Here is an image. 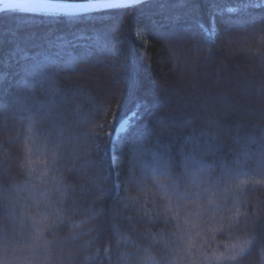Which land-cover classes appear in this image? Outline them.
<instances>
[{
	"label": "trees",
	"instance_id": "16d2710c",
	"mask_svg": "<svg viewBox=\"0 0 264 264\" xmlns=\"http://www.w3.org/2000/svg\"><path fill=\"white\" fill-rule=\"evenodd\" d=\"M250 2L257 6L243 7ZM159 3L166 7L132 5L77 18L0 13V264H19L23 257L33 264H68L69 255L71 264H190L175 221L164 215L166 201L156 179L165 185L168 181L158 175L153 156L157 141L177 154L175 176L180 174L181 151L213 163L211 175L221 183L204 192L198 203L186 202L207 218L213 216L209 197L223 206L225 195L228 205L219 214L234 215L232 193L226 194L223 184L235 190L241 180L249 181L243 192H236L239 225L225 219L223 232H204L195 239L211 255L217 246L222 250L235 237L253 233L257 239L236 264H264V229L252 224L264 223V184H255L261 177L251 172L236 175L254 167L255 161L238 151L233 139L246 145L264 126V0H184L177 7V0ZM200 23L210 34L201 33ZM154 26L176 39L158 38ZM65 94L70 103L61 102ZM41 105L49 118L38 114ZM57 113L64 135L59 146L52 143L56 130L51 116ZM126 119L132 124L115 136ZM144 132L147 142L138 135ZM87 133L95 140L87 150L93 167L86 176L72 165L73 149ZM187 137L201 143L211 140L221 151L215 156L192 152V143L185 145ZM133 138L143 145L142 151L133 147ZM53 148L61 153L55 166L63 169L62 177L74 191L62 205L63 223L36 241L33 222L21 223L16 214L35 218L43 229L55 217L41 214L55 209L44 202L32 205L23 191L20 199L29 207L16 206L6 217L5 198L11 200L13 186L33 182L29 167L39 175L52 165ZM101 159L104 163L96 167ZM109 167L112 175L102 191L89 187V180L106 174ZM229 172L232 178L225 180ZM186 182L181 180V190ZM82 186L83 196L77 195ZM93 213L96 218L89 220ZM122 237L128 243L118 245ZM45 241L52 242L47 249ZM34 248L43 254H34ZM192 258L197 259L195 249Z\"/></svg>",
	"mask_w": 264,
	"mask_h": 264
},
{
	"label": "snow or ice",
	"instance_id": "6c2138e0",
	"mask_svg": "<svg viewBox=\"0 0 264 264\" xmlns=\"http://www.w3.org/2000/svg\"><path fill=\"white\" fill-rule=\"evenodd\" d=\"M184 0H177V3L174 4V7L183 6ZM130 5H143L145 7H166L165 4L159 3V0H84V2H67V0H10V2L5 3L3 8L0 11L11 10L13 12L19 13H32L38 16L43 17H68V18H77L81 16L90 15L94 12H108L109 10L117 9H126ZM255 3H248L243 5V7H256ZM212 7H216L215 3L212 4ZM228 11H233V9H228ZM99 19L103 20L104 17L100 16ZM264 20V17L261 18ZM236 25H232L235 27ZM198 27L201 33L206 35L210 34V30L205 27L203 23L198 24ZM155 35L158 38L165 39H176L172 34H166L160 31L158 26H154ZM192 39H197L193 36ZM197 51L199 47L197 46ZM62 103H70L71 100L65 94L61 98ZM38 114L42 118H49L50 113L41 105L40 109L37 110ZM59 114L52 115L51 119L53 120V129L55 131V138L52 139V143L60 145L64 141L63 130L59 128V124L56 123ZM34 124L32 120H29V131L32 130ZM138 135H143L145 141L148 140V133H140ZM77 139H79L77 137ZM185 139V145L192 143V152L195 153H204L212 154L215 156L217 152H220L221 149L215 145L211 140L201 143L200 141L195 140L192 137H187ZM234 141L237 144L238 151L243 150L244 155L253 159L255 161V166H247L248 171L245 172L241 170L236 175L247 176L250 172L256 176L261 177V179L255 180V184H264V126L260 127L258 130L257 136H249L246 145H239L238 138L234 137ZM90 140H95V136L91 133L85 134V138L81 143L79 148L73 149V168L76 171H83L85 175H88L87 170L93 167V160L90 159L88 149L91 147ZM111 144V141H109ZM131 144L137 151L143 150V145L139 143L135 138L131 141ZM158 151L153 153L154 158H157L158 165V175L163 177L168 181V183L161 184L158 179L156 183L158 189L163 191L162 198L166 201L164 204L165 208V217H170L175 221V227L181 233L179 239L185 244V252L189 255L190 264H236V262L243 258L247 252L253 246L257 237L253 233H245L242 237L238 236L234 238V242H230L223 246V249H220V246H217L215 250L212 251L211 255L205 250L206 245L200 244L197 246L196 237H202L204 232H223L225 225L223 221L228 220L229 225L235 224L239 225L240 217L242 215L241 208L239 203L236 202V192H243L244 188L247 186L249 181L241 180L240 185L236 186L234 190L230 183H224L223 187L225 193H232L231 200L233 202L234 215L225 217L220 215V208L227 207L229 197L225 195V202L223 206L215 204L211 197H209V208L208 211L213 213L212 218H207L203 212L196 210L195 208L187 207L188 201L192 203H198L200 196L204 192H211L214 189L216 184H220L221 180H216L212 177L211 172L213 169V163L207 161L204 156H201L199 160L195 159L191 154H186L183 151L179 153L182 157L180 163V174L175 176L173 170L177 166V158L171 149L167 146H159V141H157ZM98 150H102L100 145H97ZM111 149L108 148L104 152V155L108 156ZM61 156V153L57 151L56 148L52 149V165L46 167V169L41 172L39 175H34V169L31 167L28 168V175L33 180L32 183L26 182L23 186H13L12 187V198L9 200L5 198V204L7 205L5 216L15 212L16 206L27 209L29 203L22 201L20 199V193L27 191L28 201L32 205H36L40 202L45 203V207L54 208V212L41 214V217L54 216L55 221L53 224H45L44 228L41 229L36 226L35 218L28 217L24 213H18L17 218L23 223L26 220H31L32 227L36 235L34 240L40 241L43 239L44 231H51L55 224L63 223V216L61 213L64 211L62 205L69 199V193L73 192L71 185L66 184L63 177V169L57 168L55 166L57 160ZM235 162L239 163L240 157L237 155L234 157ZM76 161H80L79 166H76ZM104 163V160L101 159L99 164L96 167H99ZM110 165L115 164V160L109 156ZM30 164V161H29ZM49 172H52L53 175L49 176ZM112 175L111 167L107 170L106 174L97 175L95 179H90L88 184L95 191H102V185L106 182L109 176ZM117 178L119 173L116 174ZM187 182L184 184L183 190H181V180L185 179ZM232 174L225 173V180H230ZM83 186L81 192L77 195L83 196ZM55 197V199H53ZM96 214L93 213L89 216V220L95 219ZM217 221H219L217 223ZM88 220L81 221V224L87 223ZM207 225L206 228L200 227V225ZM253 227H259L264 229V223H260L258 220L252 222ZM73 227L79 228V224H74ZM117 235H119V229H115ZM77 233L73 234V239L77 238ZM232 239V238H230ZM121 242L128 243L127 237H122L121 240L117 241L119 245ZM157 242L154 238L153 243ZM52 243L50 241H45L43 247L47 249L48 245ZM5 250L8 247L7 239L5 238L3 242ZM195 249L197 259L192 258V252ZM34 254H43L40 252L39 248H34ZM97 256L99 253L96 254ZM92 259H95L93 257ZM164 261H167L166 257L161 258ZM68 264H71L72 257L71 255L67 258ZM3 264H8L7 261H4ZM19 264H33V261L28 257H23L20 259Z\"/></svg>",
	"mask_w": 264,
	"mask_h": 264
},
{
	"label": "rangeland",
	"instance_id": "374dc122",
	"mask_svg": "<svg viewBox=\"0 0 264 264\" xmlns=\"http://www.w3.org/2000/svg\"><path fill=\"white\" fill-rule=\"evenodd\" d=\"M132 124V121L126 119V120H123L119 125L118 127L116 128V131H115V136L120 134V133H123L125 131L128 130L129 126Z\"/></svg>",
	"mask_w": 264,
	"mask_h": 264
},
{
	"label": "water",
	"instance_id": "95a60500",
	"mask_svg": "<svg viewBox=\"0 0 264 264\" xmlns=\"http://www.w3.org/2000/svg\"><path fill=\"white\" fill-rule=\"evenodd\" d=\"M8 2H10V0H0V9H2L3 5ZM67 2H84V0H67ZM6 11H11V10L0 11V13L6 12Z\"/></svg>",
	"mask_w": 264,
	"mask_h": 264
}]
</instances>
